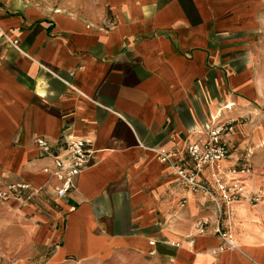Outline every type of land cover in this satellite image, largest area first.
I'll list each match as a JSON object with an SVG mask.
<instances>
[{"label":"crops","instance_id":"0c3cea01","mask_svg":"<svg viewBox=\"0 0 264 264\" xmlns=\"http://www.w3.org/2000/svg\"><path fill=\"white\" fill-rule=\"evenodd\" d=\"M104 1L107 26L0 0V174L47 181L36 136L84 137L95 150L65 198L47 184L33 199L56 208L10 210L23 239L0 264H264V202L232 205L222 223L237 247L220 249L214 204L156 159L184 158L214 110L264 119V0ZM251 134L264 142V128Z\"/></svg>","mask_w":264,"mask_h":264},{"label":"built area","instance_id":"2783aa9c","mask_svg":"<svg viewBox=\"0 0 264 264\" xmlns=\"http://www.w3.org/2000/svg\"><path fill=\"white\" fill-rule=\"evenodd\" d=\"M16 42L11 41V44L16 46ZM216 119L199 128L193 134V139L188 140L184 158L178 160L175 153L158 150L156 159L173 167L178 180L189 190L201 193L206 201L214 204V234L224 245L220 249L235 248L237 245L231 229L222 221L228 218L232 205L237 202L246 201L250 205L263 202L264 189H245L241 177L250 174V167L243 166L238 170L222 168L221 162L229 154L226 138L234 128L235 120L215 123ZM33 144L38 149L39 157L49 161L40 169L47 181L35 185L23 180L5 181L0 175V202L30 203L47 184L54 192L55 201L63 199L75 189L77 177L95 156L92 142L74 135H66L57 141L36 136ZM206 170L210 173V181L203 177ZM209 225L210 221L206 218H200L194 224L198 234H204ZM189 244L192 241L189 240Z\"/></svg>","mask_w":264,"mask_h":264},{"label":"rangeland","instance_id":"374dc122","mask_svg":"<svg viewBox=\"0 0 264 264\" xmlns=\"http://www.w3.org/2000/svg\"><path fill=\"white\" fill-rule=\"evenodd\" d=\"M27 1L40 5L44 8H47L49 11L54 12L56 10H60L63 13L73 14L85 21L96 23L101 26H107L111 21L110 18L111 16L104 0H27ZM224 106L227 109H229V107H227V104H225ZM222 112L223 110L216 117L217 119L215 118L216 119L215 123L218 122L220 123L224 120H229V118L227 119L222 116ZM227 113L229 114V110L227 111ZM207 123L208 122L203 123L201 127ZM249 124H251V126H249ZM255 125H257V127H254ZM263 128H264V119L262 117L257 116L256 120L253 121V117H251L250 115L248 117L244 115L243 117H241V119L239 118L238 121L235 120L234 128L232 132L229 134V136L226 138L227 141L226 143L228 144V149H229V154L227 157L234 154L237 158L235 162L236 165L230 166L226 169L238 170L243 166L250 167V174L248 175L245 174L243 175L244 177H241L242 181L244 182L243 184L245 185V189L247 191L264 189V186H262L263 184L258 182L253 183L254 180L256 181V179H254V176L258 177L264 175V167H263L264 149L262 146L259 148L260 144L263 145L264 142L262 143L261 141L258 143V141L256 140V142L254 143L255 136L251 134V132H253L255 129H258L260 130L259 136H262ZM1 176L5 180V177L3 175ZM44 203H45L44 200L43 201L32 200L27 205L35 207L37 208V210L38 209L40 210L41 207L50 206L56 208L57 206L56 203L53 202H50L47 205ZM24 206L25 205L18 204L13 201L4 202V203L0 202V250L1 251L2 250L8 251L9 249L10 250L12 249V246L9 247L8 245L9 242L12 243L13 241L16 242V240L23 239L22 232L19 230V227L14 222L13 218H15V216H13L10 213V210L12 208L21 209ZM230 212L228 215H230ZM16 222L20 224V221L18 219H16ZM35 249L38 254L43 253L42 251H40L41 249L39 247H36Z\"/></svg>","mask_w":264,"mask_h":264},{"label":"bare ground","instance_id":"6f19581e","mask_svg":"<svg viewBox=\"0 0 264 264\" xmlns=\"http://www.w3.org/2000/svg\"><path fill=\"white\" fill-rule=\"evenodd\" d=\"M228 107H231V105H228ZM219 114H220V110H214L212 113V117L216 118ZM240 206H242V205H240Z\"/></svg>","mask_w":264,"mask_h":264}]
</instances>
